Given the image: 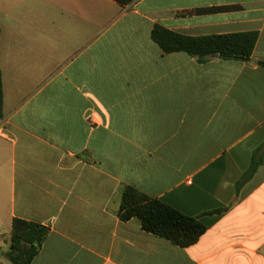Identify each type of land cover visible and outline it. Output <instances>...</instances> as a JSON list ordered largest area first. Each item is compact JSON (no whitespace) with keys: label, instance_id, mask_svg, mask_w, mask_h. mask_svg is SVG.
Returning <instances> with one entry per match:
<instances>
[{"label":"crops","instance_id":"obj_1","mask_svg":"<svg viewBox=\"0 0 264 264\" xmlns=\"http://www.w3.org/2000/svg\"><path fill=\"white\" fill-rule=\"evenodd\" d=\"M156 25L259 40L200 63ZM0 26V264L14 219L49 229L32 264H264V0H0ZM127 186L208 230L121 220Z\"/></svg>","mask_w":264,"mask_h":264},{"label":"trees","instance_id":"obj_2","mask_svg":"<svg viewBox=\"0 0 264 264\" xmlns=\"http://www.w3.org/2000/svg\"><path fill=\"white\" fill-rule=\"evenodd\" d=\"M114 1L122 6H128L136 0ZM152 39L164 54L183 52L196 58L200 63L207 62L213 56H219L225 61L246 62L253 55L259 34L248 32L191 37L156 25L152 31ZM4 118V88L0 68V119ZM254 170L255 166L251 168L250 174H253ZM118 215L123 221L139 219L144 231L182 248L195 245L208 230L202 219L187 216L162 200L152 198L131 186L123 190ZM48 234L49 229L42 225L14 219L10 247L5 259L11 264H32Z\"/></svg>","mask_w":264,"mask_h":264}]
</instances>
